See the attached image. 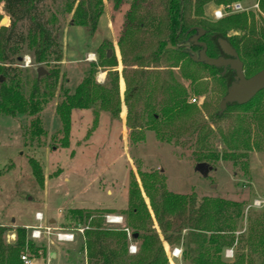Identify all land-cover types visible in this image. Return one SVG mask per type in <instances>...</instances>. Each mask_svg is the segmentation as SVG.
Masks as SVG:
<instances>
[{"label": "trees", "instance_id": "16d2710c", "mask_svg": "<svg viewBox=\"0 0 264 264\" xmlns=\"http://www.w3.org/2000/svg\"><path fill=\"white\" fill-rule=\"evenodd\" d=\"M0 1L9 21L8 25L0 26V75L4 78L0 82V112L32 116L30 134L39 137L45 132L40 126L38 115L54 97L59 70L50 68L40 76L31 77L26 71L13 66L12 62L21 57L23 52L29 53L36 64L61 61L59 16L71 14L70 24L95 30L103 13V0H50L48 4L42 3L43 0ZM112 1L114 8L118 9L124 0ZM129 1L130 8L118 45L121 48L124 78L128 66H137L131 68L132 81L128 82L125 94L127 125L132 129V134L137 128H148L156 133L158 140L171 142L173 139L177 141L182 135L183 127L177 124L178 121L190 119L191 133L199 128L197 106L188 101V90L176 78L175 68L191 81L196 79L192 72L194 70H191L193 66L210 70L217 75L223 95L233 81L232 70L227 69L222 74L221 67L206 65L191 58V53L200 49L189 40L196 32L195 27L205 30L199 40L206 43L209 56L222 54L217 43V38L221 37L238 52L245 76H251L264 66V17L257 23L253 15L250 17L245 13L231 14L216 21L204 16L208 3L219 5L241 0ZM258 5L264 15V0H259ZM23 20L28 21L25 30L18 28V23ZM229 30H239L240 34L231 36ZM124 40L129 43L127 54L122 46ZM167 42L175 48L167 47ZM101 57L100 62L107 72L106 82H96L94 70L89 69L72 93L60 87L62 97L56 104V113L62 124L64 145L68 142L72 109H85L98 103L101 109L111 114L119 112L118 100L113 103L118 93L116 57L108 53ZM194 91L200 93L199 88ZM156 92L162 96L156 97ZM263 93L264 89L260 90L245 104H227L222 113L218 109L212 118L222 117L232 107L247 111L257 104ZM140 102H143L144 107H138ZM260 115L264 118L263 113ZM203 126L200 125V131ZM234 132L242 134L246 130L236 128ZM207 136L208 132L198 134L196 143L199 146L195 160L197 163L215 164L226 154L220 155L209 150ZM232 137L234 148L238 149L240 144L249 147L245 138L240 139L237 135ZM139 139H143V135L132 138L133 141ZM228 155L237 160L242 153L234 150ZM30 162L34 174L38 176L39 166L34 160ZM138 176L153 215L143 199L137 180L132 179L128 189V208L124 211V228L131 230L130 239L126 230L104 225L100 215L109 212L107 210H69L72 220L86 226L81 250L85 253L87 264H168L164 243L170 247L181 246L182 260H188L190 264H252L254 259L250 253L237 254L232 262L222 257L225 247L234 243L236 222L242 212L241 202L220 197H204L198 202L194 193L169 191L165 186V176L159 170L139 171ZM260 222L262 227L250 244V252L257 256L256 264H264V220ZM8 230L6 226L0 225V264H24L20 259L23 247H27L31 253L43 248L37 246L36 251H33L34 240L27 239L28 233L24 227H17L16 240L7 243L5 234ZM130 242L137 247L133 254L128 252Z\"/></svg>", "mask_w": 264, "mask_h": 264}, {"label": "rangeland", "instance_id": "374dc122", "mask_svg": "<svg viewBox=\"0 0 264 264\" xmlns=\"http://www.w3.org/2000/svg\"><path fill=\"white\" fill-rule=\"evenodd\" d=\"M49 1L43 0L42 3L48 4ZM256 1L241 0L245 6H251ZM216 7L213 3L205 6L204 16L208 20L216 21L212 17V11ZM129 8V0H124L118 9L114 8L112 0H103V13L95 30L70 24L71 14L60 15L61 32L58 42L62 52L61 61L36 64L32 62L29 53L23 52L22 60L28 57L30 64L25 65L24 61L18 59L12 62L13 66L26 71L31 77L37 75L36 68L39 66L45 71L57 68L59 80L54 97L43 106L38 115L40 126L45 132L39 137H32L30 134L32 116L0 112V225L9 228L5 240L7 243L14 242L17 227L37 223L34 221L35 211H40L45 218H55L57 227L84 226L71 219L68 212L72 208L109 211L100 215L104 225L126 229L130 239L131 230L124 228L130 181L136 179L141 187L139 171L159 170L165 176V186L169 191L194 193L198 202L204 197L241 202L242 212L236 222L234 243L225 247L232 249V257H225L224 253L222 257L225 261L232 262L235 255L250 253L254 259L252 264H256L257 256L250 252V244L254 241L255 233L262 227L260 221L264 220V118L260 115L264 114V93L257 104L247 111L232 107L222 117L212 118V114L219 109L223 96L217 75L206 68L193 66L191 70H194L192 72L196 79L191 81L175 68L176 78L188 90V101L196 98L195 102H189L197 106L196 120L199 128L191 133L190 119L178 121L183 132L177 141L173 139L171 142L158 140L156 133L148 128H137L132 134V129L127 125L125 94L128 82L132 81L131 68L137 66L127 67V81L123 76L124 65L118 45ZM238 13H245L250 17L253 15L257 23L264 17L260 8ZM4 16L7 17L0 1V20ZM8 22L7 17L3 25H8ZM27 26V20L18 23L19 29L25 30ZM228 34H240V31L229 30ZM122 46L127 54L129 43L124 40ZM108 52L117 61L115 68L119 73L118 93L114 96L113 103L118 100L119 112L111 114L110 111L101 109L98 103L85 109H72L68 142L64 145L62 124L56 113V104L62 97L60 87L72 93L89 69L94 70L96 82H106L107 72L100 61L101 55ZM101 74L104 75L103 79H100ZM197 88L200 93L194 91ZM155 96L159 98L162 95L156 92ZM131 103L135 104L132 100ZM138 107H144L143 102ZM201 124L204 125L202 131ZM236 128L246 132L235 134ZM206 132L208 149L220 155L225 153L226 157L215 164H209L212 168L207 176H203L194 169L197 163L195 153L199 146L196 143L198 134ZM136 135H143V139L133 141L132 138ZM236 135L240 139L245 138L249 147L240 144L238 149L234 148L232 136ZM234 150L242 153L237 160L228 157ZM30 160H34L39 166L38 176L34 174ZM142 196L152 214L149 199L143 190ZM255 200H259L260 205H254ZM106 214L121 215L123 221L119 225L108 224L105 222ZM153 223L156 227L154 219ZM250 233L252 235L249 239ZM33 242V251H36L37 246L43 248L38 249L37 253H31L27 247L20 251V255L28 256L30 264H87L85 253L81 250L84 243L81 233L76 232L75 240L69 242L58 241L54 235L44 236ZM165 246L168 257L172 247ZM52 253L56 256H51ZM181 256L174 258L172 262L168 260V264H190L188 260H182Z\"/></svg>", "mask_w": 264, "mask_h": 264}, {"label": "water", "instance_id": "95a60500", "mask_svg": "<svg viewBox=\"0 0 264 264\" xmlns=\"http://www.w3.org/2000/svg\"><path fill=\"white\" fill-rule=\"evenodd\" d=\"M7 21V17L4 16L0 20V25H3ZM196 32L190 37V41L199 46L200 49L196 53H191V58L195 61L205 63L206 65L221 67L222 74L227 69L234 72V79L226 89L225 94L221 97L219 102V112L222 113L227 104L237 103L245 104L251 100L260 90L264 89V66L258 72L251 76H245L243 69V62L241 61L238 52L231 46V44L225 38H217V43L222 51V54L217 57H211L207 54V46L204 41L199 40L204 34L205 30L202 27H195ZM167 47L175 48L167 42ZM110 52H108V55ZM18 60H22L18 57ZM37 75L40 76L46 71L42 66L36 68ZM3 76H0V82L3 81ZM209 164L206 162H198L195 165V170L200 172L203 176H207L208 171L211 170ZM53 253L51 254V256Z\"/></svg>", "mask_w": 264, "mask_h": 264}, {"label": "built area", "instance_id": "2783aa9c", "mask_svg": "<svg viewBox=\"0 0 264 264\" xmlns=\"http://www.w3.org/2000/svg\"><path fill=\"white\" fill-rule=\"evenodd\" d=\"M259 0L254 2L251 6H245L242 4L241 1H233V2H228L224 4H219L217 7L212 11V17L217 20L220 18H223L224 16L230 14V13H238V12H248L251 10L259 9L258 5ZM25 65L30 64V58H24L23 60ZM190 102H195L196 98H190ZM254 205H260L261 202L259 200L254 201ZM35 219L38 221L36 225H31V226H25L24 228L27 230V235L28 238L31 240H39L43 236H49V235H54L56 240L62 241V242H69L75 240V233H81L83 237V233L85 232L84 229L86 226H81L78 225L76 227H70V228H65L61 226H55L51 223L44 222L43 223V214H41L40 211L35 212L34 214ZM123 221V217L121 215L117 214H106L105 216V222L111 225H119ZM126 230V229H125ZM127 231V230H126ZM128 251L130 253H135L136 252V246L134 244H130L128 246ZM181 248L178 246L172 247L169 249L168 252V260L169 262H172L174 258H178L181 256ZM225 257H232V249L227 248L224 251ZM20 259L23 261L24 264H30V259L26 254H21Z\"/></svg>", "mask_w": 264, "mask_h": 264}, {"label": "crops", "instance_id": "0c3cea01", "mask_svg": "<svg viewBox=\"0 0 264 264\" xmlns=\"http://www.w3.org/2000/svg\"><path fill=\"white\" fill-rule=\"evenodd\" d=\"M103 77H104V75L101 74V75H100V79H103ZM35 212H37V211H35ZM35 212H34V214H35ZM43 217H44V215H43ZM34 221L38 223V221L35 219V217H34ZM44 222L51 223V224H53V225H55V226H56V224H57V220H56L55 218L51 217V216H49L48 218H45V217H44V219H43V223H44ZM37 223H35V224H27V225L31 226V225H36ZM25 226H26V225H25ZM58 226H59V225H58ZM43 238H44V236H43ZM165 245H167V244H165ZM165 245H164V247H167V246H165ZM165 249H166V248H165ZM48 252H50V251H48ZM52 256H56V254L53 253Z\"/></svg>", "mask_w": 264, "mask_h": 264}]
</instances>
